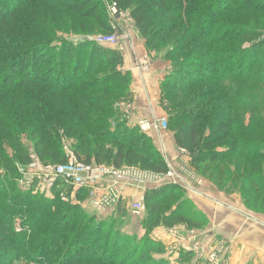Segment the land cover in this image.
<instances>
[{
  "label": "trees",
  "instance_id": "trees-1",
  "mask_svg": "<svg viewBox=\"0 0 264 264\" xmlns=\"http://www.w3.org/2000/svg\"><path fill=\"white\" fill-rule=\"evenodd\" d=\"M7 1L10 3L8 10L0 7V170L12 176L0 175V264H16L19 261L26 264H145L137 257L139 252L163 251L161 244L152 242L149 236L147 246L130 248L127 241L116 246L120 243L118 236L111 232L114 247L109 249L108 244L102 245L101 235L106 222L94 224L95 218H89L78 205L61 201V198L56 201V198L44 195L35 196L19 190L15 183V177L21 173L20 166H28L33 160V154L21 142V132H30L36 138L33 148L41 163L58 165L66 162L68 152L61 145L62 131L66 136L76 137L73 141L74 154L84 163L104 164L110 158L112 165L118 168L125 164H139L157 173L165 174L169 170L167 161L151 143L148 133L139 132L136 126L129 128L126 121L111 124L114 117L111 102L131 93V72L122 69L124 55L117 48H107L105 44L92 40L78 44L64 41L52 50L54 38L39 40L46 32L45 27L28 26L25 21H34L32 16L28 14L23 20L17 18V14L29 13L38 2L45 5L61 2ZM112 1L120 11L130 7L140 35L150 42L163 45L168 42L167 34L183 27L188 38L197 42L198 50H206L216 44L213 50H206L205 53L198 51L201 61L195 60L193 66L196 71L191 69L190 77L176 80L174 71L165 79L171 80L172 87L178 84L176 93L170 89L164 93L166 97L185 92L183 89L192 83L200 85L209 81L219 86L206 92L197 90L198 99L195 100L199 104H204L211 99V95L216 96L222 91L219 98H214L211 108L209 103L208 107L193 116L179 113L188 101L180 99L169 106L178 114L171 123L175 142L178 148L187 151L193 166L200 169L202 165V170H209L210 164L216 161L225 163L233 157L238 159L239 169L246 159L262 162L264 97L257 94V87L249 90L246 82L264 84V70H257L264 67V53L260 45L263 41L259 43L260 40L253 37L256 36L254 31L264 32V21H254L260 28L256 26L252 29L249 24L241 23L233 13H264V0L257 4L253 0H224L226 7L219 11L213 9L223 0ZM62 3L70 16L72 13L76 15L77 21H90L79 27L73 25L81 34L92 31L89 25L94 20L95 24L100 23L104 27L106 34L113 33L107 23L102 0H62ZM162 14L167 17L163 19ZM230 15L236 17L238 22L234 21L238 25L230 26L227 21ZM67 19L72 24L71 17ZM42 21L50 24L41 16L35 24ZM4 26L8 30L6 33L1 29ZM215 29L220 35L213 36ZM50 34L56 36L55 33ZM230 37L234 40L228 41V47L221 46ZM184 39L182 33L177 42L182 43ZM243 39L252 41L248 46ZM84 48L89 49L90 56L85 68L81 69L85 62ZM40 49L39 55L28 56ZM177 49L178 46L171 47L168 51L170 56L176 54ZM182 79L186 84L179 83ZM98 89L118 90L120 94L114 98L112 95L115 93L97 94L95 90ZM93 102L98 103L100 109ZM236 107L239 109L236 110ZM240 115L248 119L238 123ZM7 146L12 149L13 156L7 153ZM219 147L224 150L218 151ZM255 166L252 169L244 166L238 176L246 175L242 185L246 182L253 187L263 184L260 185L261 192L252 197L258 201L263 196L264 201V171L261 163ZM219 183L222 187L223 182ZM177 190L180 189L173 184L148 189L145 199L148 210L152 207L151 223H148L150 229L161 223L173 227L181 222H185L190 229L203 228L204 222H195L194 215L188 217L186 213H181L177 218L174 210L168 213L172 210L170 201L178 197L175 195ZM185 202L182 200L180 207ZM16 217H20L25 225L21 231L15 230ZM90 220L92 223L89 224ZM109 238L107 235L106 240ZM122 252L124 256L119 259ZM158 263L168 264V260ZM149 264L157 263L152 261Z\"/></svg>",
  "mask_w": 264,
  "mask_h": 264
},
{
  "label": "rangeland",
  "instance_id": "rangeland-1",
  "mask_svg": "<svg viewBox=\"0 0 264 264\" xmlns=\"http://www.w3.org/2000/svg\"><path fill=\"white\" fill-rule=\"evenodd\" d=\"M172 1V0H171ZM234 1V0H229ZM243 2L244 0H240ZM262 0H253V3H259ZM61 3H53L51 5H45L41 2H38L37 4H34L32 11L29 13L25 12L23 14H17V18L23 19L30 14L32 16V19L34 21H25L28 23V26H36V27H42L44 29L45 34L42 37H39V40L46 41L44 39H53L54 42L51 44L55 50L58 47L61 46L64 41H72L75 44L81 43L85 40H91V38H94L95 36H98L100 34H106L104 27H102L99 24H95V20L90 23L89 26H92V31L90 32H84L86 33L85 36L81 34L77 29L73 27V25H81L87 20H81L78 19V21L75 19L76 15L69 13V10L63 5L62 0H59ZM103 2V9H105L107 13V20L108 24L111 25L113 33H117L119 44L115 46H109L104 45V47L107 48H117L123 55H126V53L129 52V54L132 57V60L134 61V69L133 71L129 70L131 72V80H130V95H125L117 100L113 99L111 102V111L114 117L112 118V125H115L117 123L121 122H127L129 128L136 126V128L139 130V132H142L143 130L139 126V122L141 121H156L159 118H162L163 116L167 117V127L163 130H159L157 128H151L152 130L148 132V134L151 137V143L160 151V154L165 161H167L169 165V170L172 172V180L173 185L178 186L180 190H177L175 192V195L178 196L170 201L172 204V210H169L168 213H171L173 210L177 214H175V217L181 216V213H186L188 217L192 216L194 218L195 222L203 221L204 225L203 228H196V229H190L185 222L177 223L176 226L168 227L167 225L161 223L159 226L150 229V226L148 223H151V217H152V207L147 208L146 205V199L144 195V203L146 205V213L144 217H132L129 213L130 204L132 202V199H126L120 204V208L118 209L117 213L115 215H107L102 216V214L95 211L93 208L88 207V205L85 203L83 205L76 204L80 207L81 210L85 211L84 213L90 218L93 216L95 218L94 224L99 222H106L107 226L103 229L102 232V245L109 246V249L114 247V232L117 236L120 243L116 244V246L121 245L122 242L127 241L128 246L130 248L132 247H144L147 246L149 243V238L152 240V242H157L161 244L162 250L161 253H156L155 251L150 253L149 251L145 252H139L137 257L145 262V264H149L152 261L161 262V260L165 259L168 260V264L171 263L172 255H176L179 261L176 264H228L227 259L228 255L231 251L230 248V242L225 240L216 239L212 241V243H209L208 245H205L202 240H204L206 235L209 234V226H211V220L208 218V215L205 211V205L208 204H215L217 208L222 209H228L230 213H232L233 216L241 217L244 219H247L251 221L250 217H247V215L255 217L258 219V225L264 229V201L263 196L260 197L258 201L254 199V194H258L261 192L260 185H263L261 183L257 184L253 187L249 182H246L244 185H242V182L246 175H243L242 177H239L238 174L241 173V170L244 166L252 169L255 168V165H262L263 171H264V160L262 162L253 160V159H246L245 162H243L242 167L238 168V159L236 157L230 158L224 162L216 161L213 164H210L209 170H202V165L200 169H197L193 164L191 163L192 158L189 157L187 154V151L184 148L179 147L177 152L178 153H170L168 151L169 145L166 144L165 140L163 139L164 134L166 132H169L171 135V139L175 138V133L171 129V123L173 122L174 117L178 115L176 112H173V110L169 107L173 105V101L177 102V100L183 99V101H188L186 104L184 110H181L180 114H185L188 116H193L194 114H198L199 110H201L204 107H209L214 105L213 101L214 98H219L218 95L213 96L211 95V99L209 98L204 104H199L197 97V94L195 92L202 91L206 92L207 89H211L215 87L216 89L219 88L215 83L207 81L206 83L197 85L196 83L190 84L187 88L183 89L186 90L185 92H180L176 96L170 95L168 97L164 96V93H167L168 91L174 90L173 92L176 93L177 85L172 87L174 84H172L171 80L165 81L167 79L168 74H172L175 72V79L182 77L187 78L190 77V70L196 71V67L193 66L195 63V60H199L201 58L200 53H205L206 50H213L216 48L215 46H211L208 49L204 50H198L196 47L197 42L192 41V38H188V34L184 32L183 27H179L178 29H175L170 34H165L166 38L168 39V42H166L163 45H159L156 42H150L146 38H142V36L139 33V30L135 24L134 17L131 14L130 7L124 10H119L117 8V5L112 0H102ZM224 0L220 1L219 5H216V7L213 9L214 11H219L220 9H224L226 6L224 5ZM10 3L7 0H0V7L2 9L9 8ZM34 10V11H33ZM1 9H0V18H1ZM34 14V15H32ZM233 15H236L239 20H241V23L249 24L250 28L252 29L257 28L259 26L254 24V21L260 23V21H264V13H255V11L250 12H243L241 14L233 13ZM43 17V20L46 19L49 20L50 24L46 25L42 22H37L35 24V21L38 19V17ZM71 17L72 24L69 23L68 19ZM167 16L162 18H166ZM36 18V19H35ZM175 18V17H173ZM230 20H227L230 23V26L238 25L239 23L236 17L229 16ZM236 19V20H235ZM14 19H12L13 21ZM237 22H235V21ZM90 22V21H87ZM220 22V21H219ZM237 23V24H236ZM257 26V27H256ZM260 28V27H259ZM3 30V33H6L7 28L1 27ZM73 30V31H69ZM69 31V32H66ZM216 29L213 31V36L220 35ZM50 33H55L56 36H52ZM185 38L182 43H178L177 39L180 35H182ZM254 34L256 36L253 37L255 40H260L259 43L262 46L261 50L264 53V32H257L254 31ZM193 37V35H192ZM239 38V37H238ZM252 39V38H251ZM251 39H243L244 44L251 43ZM234 40L232 37L229 39H226L221 46L228 47V41ZM251 40V41H250ZM239 45V44H238ZM138 46H140V51L137 49ZM178 46V49L176 51V54H170L168 53L169 49L171 47ZM233 50V48H230ZM179 50V51H178ZM42 49H40L37 53H32L28 55L30 58L33 55H39ZM85 55L81 69L85 68L86 60L89 58V49L84 48L83 49ZM139 51V53H138ZM142 54V55H141ZM139 55V56H138ZM167 61L170 65V69L165 76L162 77V79L159 82V88L157 87L156 90V97H158V101L155 103H147V105L150 107L151 113L148 115L147 113L142 114L140 103L141 100H147L150 98L151 95H153V90L149 86H147L144 90L143 89V96L141 94V90L145 85V75L147 73L152 72V65L153 63H158V61ZM207 60V59H206ZM205 59H202V61H206ZM132 61V63H133ZM201 61V60H199ZM264 65V64H263ZM146 67H148L146 69ZM135 69L138 70L140 73V77L133 78V75L136 74ZM257 70H264L263 68L257 69ZM199 72H203L200 70ZM3 76V75H2ZM173 77V78H174ZM192 77V75H191ZM179 83L186 84L185 82L180 81ZM260 85V86H259ZM246 86L249 88V90H253L256 87L257 94L261 97H264V84H257L255 81L252 82H246ZM224 89V88H223ZM97 94L105 93L106 95H110L112 93H115V95H112L114 98L117 97V94H120V91L117 90V92H112L110 90H104V89H98L95 90ZM196 101V102H194ZM94 106L99 107L98 103L93 102ZM144 105V104H143ZM142 105V106H143ZM141 106V107H142ZM239 107V106H238ZM236 107L235 109H239ZM147 108V107H146ZM244 110V109H243ZM182 112V113H181ZM226 117V116H225ZM238 123H243V120L246 121L248 119L247 116L238 117ZM144 133H147L143 131ZM147 134V135H148ZM173 135V136H172ZM37 137V136H36ZM60 139H61V145L65 148L66 152H74L73 148V141H75V136L70 137L63 134L61 131L60 133ZM35 139L30 132H21V142L26 147L29 148L32 158L35 159V162L37 161V154L35 148H33V144L35 142ZM7 140V139H6ZM176 143V142H175ZM6 149L8 150L7 153L11 154L13 156L12 149H9L7 146ZM223 148L219 147L217 150L222 151ZM224 150V149H223ZM172 152V150H171ZM172 155V156H171ZM107 163H104L103 165H106L108 167L113 166L111 163L110 158L106 161ZM30 163V162H29ZM41 165V164H40ZM204 165V164H203ZM123 166H130V165H123ZM21 168L26 166H20ZM131 167H138L140 170H147L146 168H142L139 166V164L131 166ZM204 167V166H203ZM149 171V170H148ZM151 171V170H150ZM203 171V172H202ZM7 174V172L0 170V175L4 177ZM162 174V173H161ZM14 175V173H13ZM7 177H11L12 174L6 175ZM16 184L19 190L24 192H31L35 196H41L43 194L36 191L38 188V182H36L33 185V189L27 190V187L24 185V177L23 174L20 173L18 177H15ZM233 180V181H232ZM219 182H223V186L221 187ZM220 186H219V185ZM64 185H62L63 187ZM248 189L250 191L248 192ZM142 191L144 190L141 189ZM36 191V192H34ZM60 188H56V190H52L50 194H45L44 196L50 197L51 199H55L56 201H59V198H61L60 195ZM144 193H146V190H144ZM139 198H142V196H138ZM182 200H185V205L183 207H180L182 204H179ZM61 201L62 198H61ZM249 204H248V203ZM165 205V204H163ZM180 209V213H179ZM210 210V209H209ZM178 211V212H177ZM218 214V211L215 212ZM210 214H214V212H210ZM212 216V215H211ZM215 222H217L215 220ZM251 222H254L252 220ZM92 223L91 220L89 224ZM256 223V222H254ZM218 224V222H217ZM14 227L16 231H21L24 229L25 225L22 224V219L20 217H16L14 221ZM166 227L171 228L174 231L175 238H172L173 247L169 249L166 246L163 241L159 239V236L155 233L159 228L165 229ZM79 230V229H76ZM148 231V233H147ZM168 234H170V231H168ZM107 235L110 237L108 240H106ZM203 235V236H202ZM121 237H125L121 238ZM213 237V236H212ZM215 237V236H214ZM213 237V238H214ZM201 238H203L201 240ZM123 240V241H122ZM169 245V244H168ZM261 246H264V243H261ZM128 247V248H129ZM129 248V249H130ZM168 248V249H167ZM124 251V250H123ZM186 253V255H185ZM124 256V253L122 252L119 259H122ZM167 256V257H166ZM136 257V258H137ZM224 262L219 261L220 258L223 259ZM7 260H5L6 262ZM16 264H26L24 261L16 262Z\"/></svg>",
  "mask_w": 264,
  "mask_h": 264
},
{
  "label": "built area",
  "instance_id": "built-area-1",
  "mask_svg": "<svg viewBox=\"0 0 264 264\" xmlns=\"http://www.w3.org/2000/svg\"><path fill=\"white\" fill-rule=\"evenodd\" d=\"M98 44L115 46L119 44L117 33L100 34L91 38ZM148 67H146L147 69ZM140 128L149 132L151 128L163 130L167 127V117L156 121H141ZM35 159L28 166L19 168L24 177V185L27 190L33 189V185L38 182L36 191L43 194H50L55 187L60 188V195L63 201L71 204H87L102 216L114 214L120 204L126 199L128 189L140 187L146 192L150 188L173 184L172 172L168 170L165 174L154 171L140 170L131 166H106L91 162L89 164L79 161L74 152H68L65 163L52 165L41 163ZM41 164V165H40ZM62 185H64L62 187ZM34 191V192H36ZM85 198L83 199V196ZM142 198L132 200L129 213L132 217H144L146 205ZM221 262L222 259L220 258Z\"/></svg>",
  "mask_w": 264,
  "mask_h": 264
},
{
  "label": "crops",
  "instance_id": "crops-1",
  "mask_svg": "<svg viewBox=\"0 0 264 264\" xmlns=\"http://www.w3.org/2000/svg\"><path fill=\"white\" fill-rule=\"evenodd\" d=\"M137 49L140 51V46H138ZM132 61L133 60L129 52L126 53V55H124V64L122 69L133 71L134 61L133 63ZM151 69L152 72L145 75V85L141 90V94L143 96V89L146 90L145 88L149 86L153 90V95H151L149 99L147 97V100H141L140 103H143L144 105L140 104V107H138L139 109L141 108L142 114L148 112V115L152 110H150V107L147 105V103L152 104L159 100V96L156 97L155 89L157 87L159 88V82L162 77L167 74L166 72H168V70L170 69V65L167 61H158V63H153ZM135 72L136 74L133 75L134 79L138 76H141L138 70L135 69ZM141 78L142 77H140V79ZM163 139L165 140L166 144L169 145L168 151L170 153H178V146L177 143H175L174 136L171 139L170 133L166 132ZM143 194L144 190L142 191L140 187H135L128 189L125 197L128 200H134L135 198L140 195L142 196ZM205 211L208 215V218H210L211 220V226L208 227L209 234H204L206 235V237H203L205 238L204 240H202L203 238H201L205 245L212 243L215 238L229 241L231 251L227 259L228 264H264V246H261V243H264V229L258 225L257 218L247 215V217L251 218V221L254 220V222L256 223L244 218L241 219V217L233 216L228 209L225 210L222 208H217L214 203L211 205H205ZM217 211L218 214L215 213ZM210 212H214V214H210ZM215 220L218 222V224L217 222H215ZM156 230L157 231L155 233L159 236V239L163 241L166 246H170L168 248L171 249L174 246L172 238L176 237L174 235V231L168 227H166L165 229L159 228ZM168 231H170V234H168ZM212 236L215 237L213 238ZM170 258V264H176L179 261L178 259H176V255H172V257ZM222 261L224 262V257Z\"/></svg>",
  "mask_w": 264,
  "mask_h": 264
}]
</instances>
